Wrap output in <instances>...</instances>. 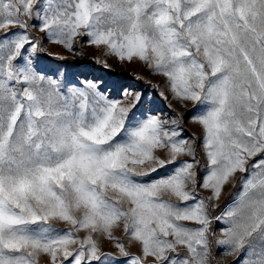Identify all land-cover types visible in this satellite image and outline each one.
<instances>
[{
	"label": "snow or ice",
	"instance_id": "1",
	"mask_svg": "<svg viewBox=\"0 0 264 264\" xmlns=\"http://www.w3.org/2000/svg\"><path fill=\"white\" fill-rule=\"evenodd\" d=\"M33 30L164 77L160 97L198 106L200 144L147 91L110 99L42 67ZM41 257L264 264V0H0V264Z\"/></svg>",
	"mask_w": 264,
	"mask_h": 264
},
{
	"label": "rangeland",
	"instance_id": "2",
	"mask_svg": "<svg viewBox=\"0 0 264 264\" xmlns=\"http://www.w3.org/2000/svg\"><path fill=\"white\" fill-rule=\"evenodd\" d=\"M33 34L41 38L45 48V52L39 55L40 65L49 71L59 69L60 78L66 83L81 87L87 82H97L101 85V90L110 99L122 98V93L118 86L127 87L133 92L147 91L156 101L154 105L155 114H158L163 119L179 117L182 136L186 139H191L194 136L197 138V144H200L201 128L192 123V116L197 114L198 106L189 103L186 107H181L175 101L170 102L160 97L158 92L161 89L165 91V95L170 96L165 88L164 77L152 75L138 61L120 62L114 56H105L103 50H98L85 43L86 37L77 38V42L73 44V51H69L62 45L48 42L44 34L39 33L37 30H33ZM98 60L100 62H97ZM105 64H107V67H105ZM152 85H160V89H155ZM197 158L201 160L202 164L204 163L202 148H198ZM243 175L238 174L236 181L226 187L225 193L219 202V207L214 210V214L218 215L228 204L232 203L236 195L241 191L240 178ZM208 194L207 191H200L201 196H207ZM222 226V223H213V228L217 233H219ZM58 227L64 226L58 225ZM117 235L122 236V233H117ZM101 247L103 251L115 252L111 242L104 241ZM137 251L135 247L131 249L134 254ZM235 260L236 257H229L227 258V264H234ZM40 264H47V258L41 257Z\"/></svg>",
	"mask_w": 264,
	"mask_h": 264
}]
</instances>
